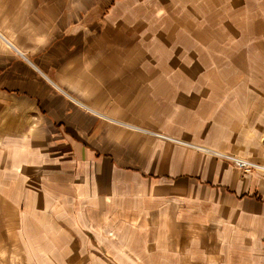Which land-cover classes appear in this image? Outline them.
Returning <instances> with one entry per match:
<instances>
[{
    "label": "crops",
    "instance_id": "crops-1",
    "mask_svg": "<svg viewBox=\"0 0 264 264\" xmlns=\"http://www.w3.org/2000/svg\"><path fill=\"white\" fill-rule=\"evenodd\" d=\"M178 3L0 0V264H264V105L184 84Z\"/></svg>",
    "mask_w": 264,
    "mask_h": 264
},
{
    "label": "rangeland",
    "instance_id": "rangeland-1",
    "mask_svg": "<svg viewBox=\"0 0 264 264\" xmlns=\"http://www.w3.org/2000/svg\"><path fill=\"white\" fill-rule=\"evenodd\" d=\"M178 2L174 9L177 13L171 12L169 16L183 18L185 25L183 30H172L170 42L174 44L168 48L174 53L172 58L176 63L173 62L171 68L201 71L199 77H184V84L225 85L233 87L234 91L249 87L250 100L264 105V0ZM176 39L181 41L178 46ZM185 75H189L187 71ZM259 89L262 93H252ZM233 96L234 101L239 100L238 94ZM156 256L159 255H153ZM237 256L201 255L200 262L227 264L228 258ZM109 257L106 255L111 263ZM19 261L21 257L14 255L13 264H21ZM153 264H160V261L153 260Z\"/></svg>",
    "mask_w": 264,
    "mask_h": 264
},
{
    "label": "built area",
    "instance_id": "built-area-1",
    "mask_svg": "<svg viewBox=\"0 0 264 264\" xmlns=\"http://www.w3.org/2000/svg\"><path fill=\"white\" fill-rule=\"evenodd\" d=\"M223 158L228 160V161H231L236 167H238L239 169H241L243 171H249L251 169L264 170V166H260V165H257L255 163H251V162L246 161V160L241 159V158L229 157V156H224Z\"/></svg>",
    "mask_w": 264,
    "mask_h": 264
}]
</instances>
